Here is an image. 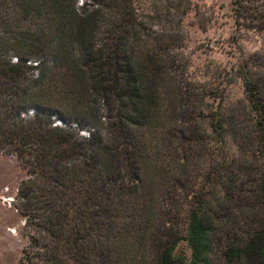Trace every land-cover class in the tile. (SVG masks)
Instances as JSON below:
<instances>
[{"label": "trees", "instance_id": "trees-1", "mask_svg": "<svg viewBox=\"0 0 264 264\" xmlns=\"http://www.w3.org/2000/svg\"><path fill=\"white\" fill-rule=\"evenodd\" d=\"M136 1L0 0V152L26 171L20 264H264V52L239 62L244 103L207 116L213 154L177 35L152 29L171 6ZM234 11L264 29V0ZM178 186L186 235L169 224Z\"/></svg>", "mask_w": 264, "mask_h": 264}, {"label": "rangeland", "instance_id": "rangeland-1", "mask_svg": "<svg viewBox=\"0 0 264 264\" xmlns=\"http://www.w3.org/2000/svg\"><path fill=\"white\" fill-rule=\"evenodd\" d=\"M160 8L170 5L173 19L165 26L163 21H155L152 29L156 33L165 32L177 35V44L171 51L178 73H182L184 84L196 91L200 98L198 111L202 117L197 125L200 132L208 133V150L216 152L218 142L211 133L210 118L214 111L238 107L245 101L242 79L237 68L239 62L257 52H264V29L256 27L249 19L237 21L234 0H137L139 13H155L154 5ZM178 5L179 11L173 6ZM205 115V116H204ZM62 124V121L57 120ZM82 134L88 135L87 129ZM216 156V153H215ZM214 156V157H215ZM210 157L203 156L202 161ZM203 165V164H202ZM191 181L193 185L201 182V165ZM174 181L180 177L176 170ZM26 177V171L15 155L0 152V264H20L22 249L27 243L24 224L25 218L17 210L19 185ZM180 179V178H179ZM179 181V180H178ZM182 182L184 183L183 179ZM188 182V183H187ZM190 189V180H186ZM188 191V190H187ZM177 207L173 211L172 222L176 230L186 235L187 211L189 201L185 190L179 186L175 191ZM241 199L244 195H239ZM176 254L187 259L191 250L182 240ZM215 264H224L213 258Z\"/></svg>", "mask_w": 264, "mask_h": 264}]
</instances>
